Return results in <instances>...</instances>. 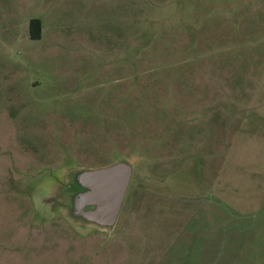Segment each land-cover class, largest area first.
Returning <instances> with one entry per match:
<instances>
[{"label":"rangeland","instance_id":"374dc122","mask_svg":"<svg viewBox=\"0 0 264 264\" xmlns=\"http://www.w3.org/2000/svg\"><path fill=\"white\" fill-rule=\"evenodd\" d=\"M0 264H264V0H0Z\"/></svg>","mask_w":264,"mask_h":264},{"label":"water","instance_id":"95a60500","mask_svg":"<svg viewBox=\"0 0 264 264\" xmlns=\"http://www.w3.org/2000/svg\"><path fill=\"white\" fill-rule=\"evenodd\" d=\"M131 174V166L124 162L79 173L76 183L84 191L75 198L76 214L100 227H112L119 215ZM87 207L91 209L85 211Z\"/></svg>","mask_w":264,"mask_h":264},{"label":"trees","instance_id":"16d2710c","mask_svg":"<svg viewBox=\"0 0 264 264\" xmlns=\"http://www.w3.org/2000/svg\"><path fill=\"white\" fill-rule=\"evenodd\" d=\"M42 24L40 19L32 18L28 21V36L30 40H39L41 38Z\"/></svg>","mask_w":264,"mask_h":264},{"label":"flooded vegetation","instance_id":"af4514ba","mask_svg":"<svg viewBox=\"0 0 264 264\" xmlns=\"http://www.w3.org/2000/svg\"><path fill=\"white\" fill-rule=\"evenodd\" d=\"M82 191H84V189H82Z\"/></svg>","mask_w":264,"mask_h":264}]
</instances>
